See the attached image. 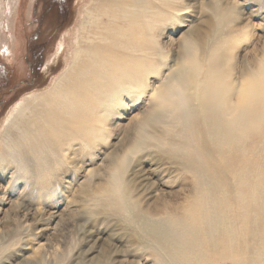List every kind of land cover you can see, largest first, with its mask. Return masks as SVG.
I'll return each instance as SVG.
<instances>
[{
  "label": "bare ground",
  "instance_id": "1",
  "mask_svg": "<svg viewBox=\"0 0 264 264\" xmlns=\"http://www.w3.org/2000/svg\"><path fill=\"white\" fill-rule=\"evenodd\" d=\"M181 1L90 0L60 77L44 94L20 101L3 123L0 178L14 171L2 194L14 199L22 218L13 228L19 238L0 246L1 263L22 254L32 264H65L67 258L43 257L50 247L37 242L33 230L56 206L54 181L72 161L63 154L83 159L84 150L104 142L113 103L143 92L161 52L153 38ZM237 3H206V29L216 26L213 41H182V64L156 88L128 146L111 156L94 189L90 175L81 193L92 205L75 220L79 241L98 240L88 219L108 214L130 235L124 243L143 250L130 252L128 264L143 257L152 264H264V48L237 76L230 65L234 57L229 59L243 29ZM151 147L186 164L188 195L177 206L165 202L140 165ZM18 182L22 188L14 194ZM42 226L45 231L47 224ZM107 261L114 262L110 253Z\"/></svg>",
  "mask_w": 264,
  "mask_h": 264
},
{
  "label": "rangeland",
  "instance_id": "2",
  "mask_svg": "<svg viewBox=\"0 0 264 264\" xmlns=\"http://www.w3.org/2000/svg\"><path fill=\"white\" fill-rule=\"evenodd\" d=\"M55 1L0 0V64H5L12 69L14 82L26 83L25 81L31 78L32 74L29 73L24 61V51L30 35L33 34V42L44 41L47 43L42 57L41 69L33 78L34 83L27 85L18 83V86L12 91H5V87L0 86V135L4 126L3 123H6L5 121L15 106L28 96L41 95L51 89L54 80L60 77L67 65L69 52L73 48L74 35L76 36V28L85 8L90 4V0H65L60 8L67 10L68 16L62 26H59L61 22V17L58 14L60 9H58V4ZM211 1L214 0L181 1L182 4L178 8V12L170 13L169 18L161 25L163 27L161 35H155L153 38L161 52L155 57L156 65L154 67L156 69L152 70V73L148 74L144 81L143 92L138 89L133 95L120 96L113 103L112 112L107 116L106 121L108 130L103 133L104 142L98 143L90 150H84L87 156L83 154V159L80 157L73 158L72 151L63 154V156L72 158V161L68 164L67 174L57 177L54 181L52 198L54 197L56 206L53 209L45 208L46 213L43 217L41 216L38 224L33 228L37 232L36 241L47 245L45 247H50L47 252L43 253V257L48 262H53L58 258H67L65 264H78L81 260L86 264H108L107 257L110 253L114 259L113 264H120L118 262L123 260H126L125 263L128 264L132 262L131 257H128L130 252H143L140 247H133L124 243L126 239L130 238V235L123 231L122 225L118 223L115 217L108 214H100L88 219L89 227L93 225L89 229L93 233L95 232V235L99 237L98 240L94 238L87 243L79 241V222L75 220L81 216V213L87 215V209L89 205H92L89 198H85V194L82 195L81 192L85 184L88 183L90 175H95L90 178L91 184H94L93 189L98 187L102 183L100 177L104 175L107 165L109 166L111 156L116 157L120 154L121 149L124 150L128 146V141L133 138V134L138 130V121L146 114L149 104L153 102L156 88L166 82L175 73L176 68L182 64V41L193 39L202 44L203 42L210 44L213 41V32L216 30V26L215 30L214 27L208 30L205 25V22L211 17L210 7L206 3ZM225 1L238 2L236 4L237 14L241 15L238 20H242V24L239 25L243 29L239 37L232 43L233 49L229 55L231 60L234 57L230 65L239 76L243 70L246 71L252 67V57L264 48V0ZM246 23L247 26H244ZM195 29H199V34H194ZM59 43L62 44V49L58 52ZM150 133L153 134L154 132L151 131ZM7 153L9 154V151ZM178 157V155H174V158H171L151 147L146 152V156L139 160L145 175L152 182H155L157 193L164 198L170 207L177 206L178 202L183 201L188 195L187 187H185L187 186V181H185L187 178L185 174L186 164ZM19 160L21 159L19 158ZM23 162L30 166L28 159ZM13 169L1 175L0 178L1 247L7 246L19 238V232H14L13 228L16 229L21 222L22 215L14 211V199L10 197L6 199L7 194H5L6 196L2 194L8 189L7 184H9L10 173L14 171ZM16 188L14 194H18L22 188L19 182ZM29 217L30 222H33L36 216L30 214ZM44 223L47 224V227L45 231H42ZM10 231L13 232L9 234ZM114 244L117 245L116 250L114 249L117 251L116 254L111 252ZM135 244L137 245V243ZM14 255L13 258H7L6 261L3 263L0 261V263L32 264L31 260L24 261L22 254ZM153 258L155 257L153 256ZM139 262L140 264H152L150 257L140 258Z\"/></svg>",
  "mask_w": 264,
  "mask_h": 264
},
{
  "label": "flooded vegetation",
  "instance_id": "3",
  "mask_svg": "<svg viewBox=\"0 0 264 264\" xmlns=\"http://www.w3.org/2000/svg\"><path fill=\"white\" fill-rule=\"evenodd\" d=\"M65 0H56L55 2L58 4L59 16L61 17V22L59 26H62L67 20V10L61 9L60 6ZM33 34L30 35V38L27 40L26 50L24 51L25 57L24 61L27 65L29 73H31V78L26 80V83L14 82L12 79V69L5 64H0V86L5 87V91H12L19 84H30L34 83V75L39 73L41 69L42 57L44 55L46 49V42L32 41ZM0 87V88H1Z\"/></svg>",
  "mask_w": 264,
  "mask_h": 264
}]
</instances>
